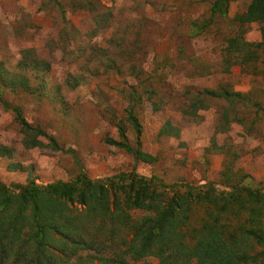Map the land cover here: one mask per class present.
<instances>
[{
    "label": "rangeland",
    "instance_id": "obj_1",
    "mask_svg": "<svg viewBox=\"0 0 264 264\" xmlns=\"http://www.w3.org/2000/svg\"><path fill=\"white\" fill-rule=\"evenodd\" d=\"M215 1L0 0V91L4 84L14 88L4 93L9 109L0 100V146L9 150L0 154L1 180L20 188L69 181L82 169L91 178L135 169L169 195L174 183L181 192L204 182L225 193L250 187L254 194L238 189L237 201L228 205L193 204L181 227L183 241L193 247L212 225L232 242V264H264L257 237L264 239V42L245 46L239 56L228 51L230 37L262 36L264 23L247 30L236 25L235 16L251 0H229L226 15L213 13ZM248 51L258 59L244 60ZM233 65L242 66L241 74L230 71ZM244 73L252 75L251 103L210 98L204 91L229 86ZM212 101L218 109L214 135L211 118L200 122L211 111L200 114L201 107ZM15 106L34 128L33 137L43 131L41 146L27 143L33 139L15 120ZM128 110L139 117L142 148L157 157L153 163L106 141L119 139L123 121L136 145ZM166 122L173 128L160 135ZM176 126L181 138L169 135ZM226 129L232 133L221 134ZM49 137L60 150L49 147ZM145 213L132 211L135 218ZM250 228L257 232L245 234ZM101 247L91 251L98 257L89 264L110 258L120 264L116 244ZM129 262L161 263L153 255Z\"/></svg>",
    "mask_w": 264,
    "mask_h": 264
},
{
    "label": "trees",
    "instance_id": "obj_2",
    "mask_svg": "<svg viewBox=\"0 0 264 264\" xmlns=\"http://www.w3.org/2000/svg\"><path fill=\"white\" fill-rule=\"evenodd\" d=\"M212 9L213 13L226 15L229 0H216ZM234 19L236 25L246 27L245 30L253 22L263 24L264 0H251L248 8ZM262 31L264 37V26ZM243 37L245 33L230 37L232 44L228 51L234 50L239 56L245 46L264 42L256 44L246 38L238 41ZM243 55L244 60L259 57H255V52L250 55V51ZM5 91L13 92L14 88L4 84L0 91V100L9 109L11 104L4 100ZM204 91L210 98L223 97L234 101L243 97L241 92L229 90L207 88ZM207 106L204 104L202 107ZM13 113L23 132L33 139L27 140V143L41 146L43 142L38 137L43 131L39 130L33 137L35 130L24 118L21 108L15 106ZM127 120L133 126L136 145L130 141L123 121L118 122L119 139L108 137L106 141L133 154L137 160L153 163L157 157L142 148L143 127L137 113L128 110ZM169 125L170 122H166L160 129V135L173 128ZM174 129L169 135L178 137L181 130L177 126ZM49 140V147L61 149L54 138L49 137ZM8 151L0 146L1 155ZM179 186L182 185L174 183L171 186L173 193L169 195L165 190L158 189L154 177L139 174L135 169L102 178H91L82 169L77 178L69 181L32 182L20 188L11 187L0 178V264H89L98 257L91 251H104L101 246L105 243L116 244L119 253L115 255L123 257L120 264H129V260L137 262L149 255L159 256L160 264H191L194 257L197 258L194 264H232L235 253L232 242L228 243L220 236L215 226L207 223L208 231L193 247L183 241L186 231L181 227L188 223L193 204L202 201L217 205L224 200L226 205L234 203L239 188L230 193L219 192L213 182H204L199 186L190 185L188 190L181 192L177 188ZM239 190L255 193L250 187ZM226 205L224 203L221 209H225ZM132 211L147 213L135 218ZM255 232L250 228L244 233ZM257 237L264 244V239ZM99 258L101 262L103 257ZM112 260L110 258L105 264H111Z\"/></svg>",
    "mask_w": 264,
    "mask_h": 264
},
{
    "label": "crops",
    "instance_id": "obj_3",
    "mask_svg": "<svg viewBox=\"0 0 264 264\" xmlns=\"http://www.w3.org/2000/svg\"><path fill=\"white\" fill-rule=\"evenodd\" d=\"M254 23L255 22H253L251 24H254ZM259 32L260 31L254 32L255 33L254 36L253 35L246 36V40L247 41H254V42H263L264 41V37H263V31H262V29H261L262 36L259 34ZM252 39H254V40H252ZM236 62H242V61L239 59ZM243 64H245V63L243 62ZM231 70L234 73L241 74L242 66H240V65H233V67H231L230 71ZM250 77H252V75L244 73V74H242L241 78H239L238 80L230 81L228 83L229 86L221 87V88H219V86H217V87L211 88V89L212 90H229L230 92H241V94L245 98V100L248 103H251V102L254 101L253 100L254 97H251L250 94H251V92H252V90H253L254 87L252 88L253 83H252V80L250 81V79H251ZM222 98L223 97L218 98V99H222ZM226 100L228 101V98ZM201 109L202 110H201L200 114H202V113L205 114L206 112H208L209 114H207V116L203 120H201L200 122L204 121L205 119L211 118V120L213 122V125H214V127H213V131H214L213 135L215 133L217 134L218 132L216 131L215 117H216V113H217L218 109H217L214 101L210 102V104H208L207 107H201ZM207 109H209L211 111L202 112V111H205ZM262 116H263V114H262ZM225 132L232 133L231 130L230 131H227V129H226L225 131H222L221 134L222 133H225ZM180 136H181V132H180L179 138H181ZM172 137H174V136H172Z\"/></svg>",
    "mask_w": 264,
    "mask_h": 264
}]
</instances>
